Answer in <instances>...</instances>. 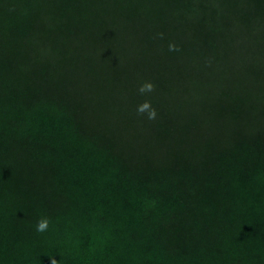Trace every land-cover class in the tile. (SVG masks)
Instances as JSON below:
<instances>
[{
  "label": "trees",
  "instance_id": "16d2710c",
  "mask_svg": "<svg viewBox=\"0 0 264 264\" xmlns=\"http://www.w3.org/2000/svg\"><path fill=\"white\" fill-rule=\"evenodd\" d=\"M51 256L264 264V0H0V264Z\"/></svg>",
  "mask_w": 264,
  "mask_h": 264
},
{
  "label": "clouds",
  "instance_id": "9594fccd",
  "mask_svg": "<svg viewBox=\"0 0 264 264\" xmlns=\"http://www.w3.org/2000/svg\"><path fill=\"white\" fill-rule=\"evenodd\" d=\"M169 50L170 51H174V50H177L175 48L174 45H169ZM153 84L151 82H146L144 84L141 85L140 87V92L141 93H145V92H151L153 90ZM138 112L140 113H144V112H147L148 114V118L149 119H155L156 117V112H155V109L151 108V105L149 102L145 101L143 104H141L140 106H138V109H137ZM50 219L48 217H41L36 225H35V230L36 232L38 233H44L46 231H48L49 229V225H50ZM49 259L51 260V264H58V261L54 258L49 257Z\"/></svg>",
  "mask_w": 264,
  "mask_h": 264
}]
</instances>
